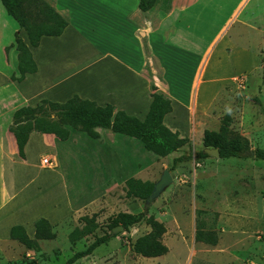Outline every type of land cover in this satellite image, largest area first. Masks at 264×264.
<instances>
[{
    "label": "crops",
    "instance_id": "1",
    "mask_svg": "<svg viewBox=\"0 0 264 264\" xmlns=\"http://www.w3.org/2000/svg\"><path fill=\"white\" fill-rule=\"evenodd\" d=\"M250 2L252 0H155L154 5L143 12L138 7L139 0H54L55 9L67 16L68 24L60 35H43L38 46H29L37 69L17 81L9 79L12 73L17 74V51L14 46L7 51L5 47L13 43L15 33L28 44L27 34L6 13L0 1L2 164L8 160L19 171L24 169L30 174L24 178L20 175L23 183L18 187L15 181L14 192L0 193V211L15 212L19 218L0 228V241L10 240L11 225L21 224L31 232L32 223L40 217L54 224L101 195L106 180L125 181L138 172L134 165L136 158L126 152L129 146L125 141L109 140L112 131L100 128V138L70 129L65 140L32 131L24 145L25 158L19 157L14 136L8 130L16 108L33 106L43 98L62 102L77 94L99 105L111 103L142 120L148 112L154 84L155 91L171 101L172 110L165 114L164 124L189 137L196 123L202 121L213 97L224 91L222 82L241 69L238 58L233 57L234 48L228 46L229 33L235 28L264 31V10L258 15L246 11ZM259 19H263L262 24ZM214 20H220L214 35L198 50L196 37L205 33ZM180 40L186 44L182 46ZM215 53L217 57L212 59ZM225 53L232 54L225 56ZM150 56L158 62L160 75L146 73ZM221 57L233 58L237 68H231L229 76L212 77V67ZM214 81L219 84L207 98V84ZM204 98H207L205 106ZM5 115L8 117L3 119ZM38 149L43 151V156L51 158V165H43L41 158L35 164L28 163L29 151ZM88 157L96 165H87L82 172L96 180L81 188L68 189L62 178L65 159L72 160V164L77 162L80 172L79 163L87 162ZM19 163L23 165L21 169L17 166ZM102 167L109 169L106 176H101ZM71 169L75 168L71 166ZM44 175L47 178L58 175L62 180L58 185L47 180L43 185L38 177ZM29 184H33V193L39 196L24 201L22 195ZM209 263L217 264L203 259L193 264Z\"/></svg>",
    "mask_w": 264,
    "mask_h": 264
},
{
    "label": "rangeland",
    "instance_id": "2",
    "mask_svg": "<svg viewBox=\"0 0 264 264\" xmlns=\"http://www.w3.org/2000/svg\"><path fill=\"white\" fill-rule=\"evenodd\" d=\"M44 1L54 7V0ZM262 10L264 0H252L246 9L253 11L255 15ZM259 21L260 24L263 23V19ZM219 22L220 20H214L205 33L196 37L195 47L198 50L205 46L206 41H210ZM229 36L228 46L234 48L233 57L235 60L238 58V68L241 69L222 82L224 91L213 97L202 121H198L190 131V141L180 150L159 157L146 150L136 138L114 132H111L109 138L115 143L124 140L129 146L126 152L136 158L134 165L138 172L134 177L155 183L164 169L170 171L172 182L146 209L147 215L152 214L164 224L166 231L161 239L167 245L168 252L151 258L132 251L131 245L135 239L150 230V226L141 221L131 225L128 230L117 232L90 255L72 264H193L198 259L217 264H264V160L256 159L248 152L243 157H196V152L203 148L202 131L218 130L225 115L230 117V136L246 139L249 151L256 147L264 148V31L235 28ZM179 44L184 46L186 41L180 40ZM216 57V53L212 55V59ZM150 58L151 63L146 73L149 75V72H156L160 75L158 62L153 56ZM231 68H237L233 58L221 57V61L213 65L211 76H229ZM218 84L216 81L207 84V98ZM207 98L203 100L204 106ZM7 117L5 115L3 119ZM42 152L40 149L30 150L28 163L35 164L37 160L47 156H43ZM3 153L0 149V193L3 192L4 195V191H15V181L19 187L24 176L30 174L24 169L19 171L8 160L2 164ZM184 153H191L190 160L170 168L172 159ZM86 161L83 164L80 159L83 163H79L78 172V163L72 164V160L65 159L62 164V178L68 189L81 188L96 180L82 172L87 165H96L92 158L88 157ZM17 166L21 169L23 165L19 163ZM71 166L75 169H71ZM100 171L101 176H106L109 169L102 167ZM18 176L20 177L17 179ZM47 180L58 185L62 179L58 175L38 177V182L43 185ZM32 187L33 184H29L22 195L24 201L30 197L38 198L39 193H33L35 190ZM102 188L103 192L95 200L52 224L55 237L38 239V249H28L11 239L0 241V264H62L72 252L91 242L94 236L111 232L118 224L119 213H138L145 210L146 199L125 196L123 180L110 178L103 183ZM82 215H94L96 227L92 233L70 241L68 234L74 227L82 226L79 219ZM15 217V212L8 214L6 210L0 211V228L5 227ZM26 230L33 237L34 223L31 232L30 229ZM196 230L214 232L217 243L212 245L196 240ZM1 234L3 235L2 232Z\"/></svg>",
    "mask_w": 264,
    "mask_h": 264
},
{
    "label": "trees",
    "instance_id": "3",
    "mask_svg": "<svg viewBox=\"0 0 264 264\" xmlns=\"http://www.w3.org/2000/svg\"><path fill=\"white\" fill-rule=\"evenodd\" d=\"M0 1L6 13L27 34L28 44L18 33H15L13 43L5 47V51L10 46H14L17 51V74L12 73L9 79L20 81L26 73L35 72L37 69L29 46H38L40 37L43 35H60L68 24V18L44 0ZM154 3L155 0H139L138 7L145 12ZM152 89L150 106L142 120L117 109L111 103L99 105L93 100L73 94L62 102L43 98L33 106L22 105L16 108L13 111L8 130L14 136L17 153L21 158H25L24 145L32 131L49 133L59 140H65L69 137L70 129L82 131L92 138H100L99 128L136 138L146 150L159 157H164L180 150L190 139L164 124L165 114L172 110L171 101L162 93L156 92L154 84H152ZM229 120V115H225L218 130H203V148H217L220 158L243 157L245 152H248L252 157L264 160V148L256 147L253 151H249L246 139L236 135L230 136ZM203 148L196 152V157L205 158L208 156L203 152ZM190 158L191 153L176 156L172 159L170 168H174L177 163L190 160ZM153 184L131 176L124 181L123 190L126 197L143 200L151 192ZM79 219L83 224L70 231L68 234L70 241L92 233L96 227L94 215H82ZM141 221L146 222L150 226V230L135 239L131 245L132 251L143 257H157L166 254L168 247L161 239L166 228L152 214L147 215L146 210L138 213H119V221L116 226L121 225L123 230H128L131 225ZM52 226L46 218L40 217L34 222V236L30 237L23 225L13 224L9 229V238L18 241L28 249L36 250L38 249V239L55 237ZM112 236L114 235H111L110 232L94 236L91 242L84 248L72 252L62 264H72L78 259L90 255ZM195 239L212 245L217 243L214 232L196 230Z\"/></svg>",
    "mask_w": 264,
    "mask_h": 264
},
{
    "label": "water",
    "instance_id": "4",
    "mask_svg": "<svg viewBox=\"0 0 264 264\" xmlns=\"http://www.w3.org/2000/svg\"><path fill=\"white\" fill-rule=\"evenodd\" d=\"M203 152L206 153L208 156L220 158V154L217 148L204 147ZM172 180L173 177L170 171L168 169H164L159 179L153 184V188L145 200V210L152 203L153 199L156 198L172 182ZM119 231H123V227L121 225L114 226L110 234L115 235Z\"/></svg>",
    "mask_w": 264,
    "mask_h": 264
},
{
    "label": "built area",
    "instance_id": "5",
    "mask_svg": "<svg viewBox=\"0 0 264 264\" xmlns=\"http://www.w3.org/2000/svg\"><path fill=\"white\" fill-rule=\"evenodd\" d=\"M41 163L43 165H51L52 164V160L51 158L47 155L41 158Z\"/></svg>",
    "mask_w": 264,
    "mask_h": 264
}]
</instances>
